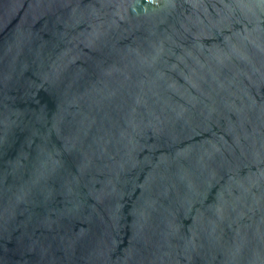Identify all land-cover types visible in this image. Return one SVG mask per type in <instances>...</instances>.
Segmentation results:
<instances>
[{
  "label": "water",
  "instance_id": "obj_1",
  "mask_svg": "<svg viewBox=\"0 0 264 264\" xmlns=\"http://www.w3.org/2000/svg\"><path fill=\"white\" fill-rule=\"evenodd\" d=\"M0 264H264V0H0Z\"/></svg>",
  "mask_w": 264,
  "mask_h": 264
}]
</instances>
